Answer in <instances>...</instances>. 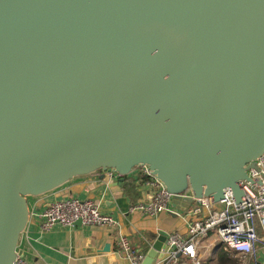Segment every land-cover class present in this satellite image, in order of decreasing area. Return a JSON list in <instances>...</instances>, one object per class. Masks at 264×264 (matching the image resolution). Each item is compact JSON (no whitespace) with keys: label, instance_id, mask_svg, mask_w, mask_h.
I'll return each mask as SVG.
<instances>
[{"label":"water","instance_id":"water-1","mask_svg":"<svg viewBox=\"0 0 264 264\" xmlns=\"http://www.w3.org/2000/svg\"><path fill=\"white\" fill-rule=\"evenodd\" d=\"M263 155L264 0H0V264L29 198L76 177L146 167L186 211L227 188L243 200ZM86 252L120 256L93 239Z\"/></svg>","mask_w":264,"mask_h":264},{"label":"built area","instance_id":"built-area-1","mask_svg":"<svg viewBox=\"0 0 264 264\" xmlns=\"http://www.w3.org/2000/svg\"><path fill=\"white\" fill-rule=\"evenodd\" d=\"M149 177L147 182L152 191L146 200L132 206L130 211L140 210L149 216L172 213L177 210L172 206V197L163 184L157 180L148 168L142 169ZM108 176H118L107 172ZM252 179L261 183L255 186L250 181H242L243 200L237 202L234 193L227 188L223 199L213 203L209 198H194V202L185 214L188 220L186 234L172 232L168 235L162 264H182L181 258L191 264H202L200 251L203 242L211 234L218 242L230 249L235 257L250 260L251 264H264V155L257 161V168L248 171ZM190 195V194H188ZM42 229L50 230L55 224L75 225L81 221L87 226L117 228L119 223L115 216L104 212L92 199L66 197L53 201L40 214ZM121 256L130 264H142L144 253L136 252L128 236L119 233ZM14 264H31L18 254Z\"/></svg>","mask_w":264,"mask_h":264},{"label":"crops","instance_id":"crops-1","mask_svg":"<svg viewBox=\"0 0 264 264\" xmlns=\"http://www.w3.org/2000/svg\"><path fill=\"white\" fill-rule=\"evenodd\" d=\"M129 178L137 186H127L126 189L125 182L121 184L119 175L109 177L107 173L99 171L89 176L76 177L43 195L30 197V220L19 240L18 253L31 264H88L87 258L90 255L86 250L89 239L96 240L97 246L110 243L112 250L120 254L121 233L128 236L136 252L146 255L160 231H166L168 235L172 232L186 234L188 220L185 214L191 206L186 211L177 210V215L161 213L149 216L140 210L130 211L132 206L149 197L152 187L141 168L135 170ZM70 196L94 200L104 212L116 217L118 227L113 229L84 224H55L50 230L42 229L39 214L53 201ZM220 246L213 234L205 239L200 251L202 264L208 259L216 260ZM231 254L234 256L232 252ZM180 261L182 264H191L185 258ZM118 264H130V261L120 254Z\"/></svg>","mask_w":264,"mask_h":264},{"label":"trees","instance_id":"trees-1","mask_svg":"<svg viewBox=\"0 0 264 264\" xmlns=\"http://www.w3.org/2000/svg\"><path fill=\"white\" fill-rule=\"evenodd\" d=\"M132 180L133 179H130L129 177L125 178L124 182H125L126 189H127V186H129L131 188H134L135 185L137 186V184H133L134 182ZM220 244H221V246H220L221 249H220V252H219L216 260L208 259L203 264H239L240 258L232 256V254H231L232 251L230 249L226 248L224 246V244H222V243H220Z\"/></svg>","mask_w":264,"mask_h":264},{"label":"rangeland","instance_id":"rangeland-1","mask_svg":"<svg viewBox=\"0 0 264 264\" xmlns=\"http://www.w3.org/2000/svg\"><path fill=\"white\" fill-rule=\"evenodd\" d=\"M252 262L250 261V260H247L246 259V261L245 260H241L240 259V263L239 264H251Z\"/></svg>","mask_w":264,"mask_h":264}]
</instances>
